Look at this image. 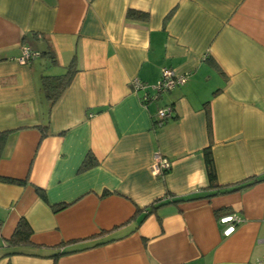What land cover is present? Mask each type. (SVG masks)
<instances>
[{
  "label": "crops",
  "instance_id": "1",
  "mask_svg": "<svg viewBox=\"0 0 264 264\" xmlns=\"http://www.w3.org/2000/svg\"><path fill=\"white\" fill-rule=\"evenodd\" d=\"M23 45L41 55L19 63ZM74 58L50 103L41 76ZM163 67L186 82L143 102ZM4 130L0 264H264V180L192 199L208 146L220 185L264 178V0H0ZM227 211L240 222L224 236ZM22 218L33 244L6 245Z\"/></svg>",
  "mask_w": 264,
  "mask_h": 264
},
{
  "label": "trees",
  "instance_id": "2",
  "mask_svg": "<svg viewBox=\"0 0 264 264\" xmlns=\"http://www.w3.org/2000/svg\"><path fill=\"white\" fill-rule=\"evenodd\" d=\"M128 14H136L137 15L138 13L130 11ZM139 15L140 14H138V16ZM142 15L143 14H141L140 16H142ZM43 53H48V52H43ZM40 55H41V53L39 52V56ZM76 70H77L76 60L74 58L67 65L65 72H63L62 74H59V75H42L41 76L40 89L43 92L45 98L48 99L50 101V103L53 104L59 98V96L62 94L64 89L67 87V85L71 81V78H72V76ZM8 132H9V130L0 131V155L2 153V149L4 147ZM208 132L211 133V119H210V117L208 119ZM203 156H204L205 171H206L207 180H208V184L206 187L207 193L205 195H202V196L193 197L192 199L200 198V197H207L208 198L211 196H215L217 194H224V193H228V192H233L236 190H240V189L249 187L256 182L264 180V178L250 177L249 180L245 179V180H243L239 183H235L233 185L222 186L218 183V180H217L214 158H213V154H212V151L210 149V146L206 147L203 150ZM94 164H96V159L90 153H88L86 155V157L84 158V160L82 161L79 169L85 170ZM168 169H162L160 175H164L168 171ZM4 180H6L8 182L19 183V184H25L26 183L25 180H20V179L4 178ZM35 189H36V192L38 193V195L40 196V198H42L43 200H46V197H45L43 190L38 188V187H36ZM62 206L63 205H61L60 207H62ZM151 207H153V206L151 205ZM59 208H55V209H59ZM139 211H140L139 209L136 210L135 214H137ZM145 211L146 212L149 211L148 208H146ZM227 212H230V211H227ZM31 232H32V230H31V227L29 226L28 222L23 218L20 219L18 221V223L16 224L11 237L6 241V245L11 246V247L22 246V245H32L33 243L30 240ZM13 252H15V251H13ZM13 252H11V253H13Z\"/></svg>",
  "mask_w": 264,
  "mask_h": 264
},
{
  "label": "built area",
  "instance_id": "3",
  "mask_svg": "<svg viewBox=\"0 0 264 264\" xmlns=\"http://www.w3.org/2000/svg\"><path fill=\"white\" fill-rule=\"evenodd\" d=\"M38 56L39 51L32 49L28 45H23L21 53L16 59L19 63H27ZM186 80L187 77L185 74H177L170 67H163L161 69L160 78L154 85H151L150 87L154 90V92L152 94L144 93L142 96V101L147 102L150 99H156L161 93L167 92L176 86L183 85ZM129 85L132 91L144 90L148 86L146 83L137 78L131 79ZM172 112L173 108L171 105H163L158 107L155 113L152 115L154 124L159 126L162 125L172 116ZM168 168H170V161L167 158L156 154L152 164L153 172L160 174L162 169ZM239 222L240 218L232 212L218 216V223L221 225V232L224 236H228L234 232Z\"/></svg>",
  "mask_w": 264,
  "mask_h": 264
}]
</instances>
